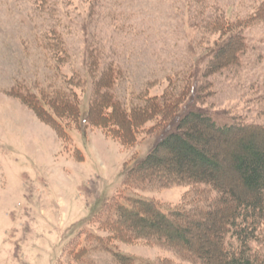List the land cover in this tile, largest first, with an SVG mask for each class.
<instances>
[{"label":"rangeland","instance_id":"1","mask_svg":"<svg viewBox=\"0 0 264 264\" xmlns=\"http://www.w3.org/2000/svg\"><path fill=\"white\" fill-rule=\"evenodd\" d=\"M228 30L242 51L235 64L207 72ZM103 72L112 79L104 91L126 110L195 82L192 110L264 124V0H0V264H116L95 239L109 235L98 224L106 203L136 197L166 213L215 195L203 184L125 186L127 170L155 143L158 119L128 146L85 123ZM15 92L73 96L78 117L60 119L69 124L65 139ZM187 239L215 243L208 225ZM107 244L134 264H189L155 242ZM251 247L264 259V230Z\"/></svg>","mask_w":264,"mask_h":264},{"label":"trees","instance_id":"2","mask_svg":"<svg viewBox=\"0 0 264 264\" xmlns=\"http://www.w3.org/2000/svg\"><path fill=\"white\" fill-rule=\"evenodd\" d=\"M222 27L230 26L225 23ZM222 29L215 28L219 32ZM228 32L231 40L216 45L207 72L236 63L243 44L239 34ZM100 78L94 85L85 123L128 146L136 140L139 127L158 119L150 130H158L155 143L127 170L125 186L203 184L215 193L213 197L203 196L202 203L190 209L166 213L150 200L112 199L98 216L99 229L109 234L105 240L95 236L102 250L109 252L116 264H134L131 257L113 251L107 243L141 239L169 248L189 264H264L263 257L251 247L264 230V124L220 121L202 110H192L190 103L201 95L195 82L185 84L181 93L164 92L160 98L147 99L143 106L126 110L104 91L112 83L109 73L103 72ZM11 95L62 140L69 124L62 125L60 119L73 123L78 117L76 99L61 92L39 98L28 93ZM149 220L152 223L148 225ZM204 225H208L215 243L203 239L192 246L187 237L193 228ZM86 253L80 250L75 259Z\"/></svg>","mask_w":264,"mask_h":264}]
</instances>
